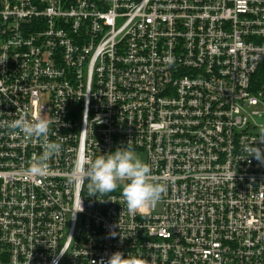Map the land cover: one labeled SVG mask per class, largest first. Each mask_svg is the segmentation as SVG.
<instances>
[{
	"label": "built area",
	"instance_id": "obj_1",
	"mask_svg": "<svg viewBox=\"0 0 264 264\" xmlns=\"http://www.w3.org/2000/svg\"><path fill=\"white\" fill-rule=\"evenodd\" d=\"M24 114L61 144L43 177V139L4 124ZM261 129L264 0H0V264H264ZM120 147L166 185L154 207L70 181Z\"/></svg>",
	"mask_w": 264,
	"mask_h": 264
},
{
	"label": "clouds",
	"instance_id": "obj_2",
	"mask_svg": "<svg viewBox=\"0 0 264 264\" xmlns=\"http://www.w3.org/2000/svg\"><path fill=\"white\" fill-rule=\"evenodd\" d=\"M52 121L43 116L20 115L4 124L9 129L17 131L25 138L43 139V152L29 165L27 173L31 177H43L49 170L48 161L61 151V144L50 141L49 134ZM260 139L253 145L246 146L247 157H253L260 165H264V129H261ZM250 162V161H249ZM71 182L86 185L89 196L106 195L120 189L122 199L127 205L129 213L135 214L141 209L154 207L167 191L161 183L152 181L151 165L140 159L130 148L120 147L107 155H100L85 166L77 164L69 177ZM103 202V201H101ZM83 198L73 210L72 219L76 213L83 212ZM115 236L116 233H111ZM63 254V253H61ZM96 264V262H95ZM102 264H149L142 255L128 254L127 258L120 251L112 253Z\"/></svg>",
	"mask_w": 264,
	"mask_h": 264
},
{
	"label": "rangeland",
	"instance_id": "obj_3",
	"mask_svg": "<svg viewBox=\"0 0 264 264\" xmlns=\"http://www.w3.org/2000/svg\"><path fill=\"white\" fill-rule=\"evenodd\" d=\"M134 153H135L140 159H142V160L145 162V156H144L143 153H139V152H135V151H134ZM117 190H120V189H117Z\"/></svg>",
	"mask_w": 264,
	"mask_h": 264
}]
</instances>
